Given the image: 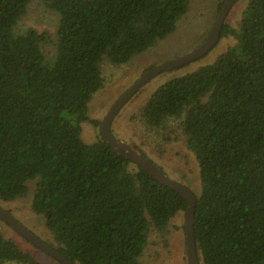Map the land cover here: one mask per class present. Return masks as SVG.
Segmentation results:
<instances>
[{
  "label": "trees",
  "instance_id": "16d2710c",
  "mask_svg": "<svg viewBox=\"0 0 264 264\" xmlns=\"http://www.w3.org/2000/svg\"><path fill=\"white\" fill-rule=\"evenodd\" d=\"M32 1L0 0V204L25 197L32 181L31 210L56 245L46 244L73 264H149L150 233L187 202L101 136L84 143L81 123L103 86L101 63L155 47L190 0H40L57 17L53 36L19 30ZM228 36L235 44L212 63L152 92L140 120L154 133L175 126L195 156L199 264H264V0H248L237 30L224 22L219 40ZM0 264L41 263L0 232Z\"/></svg>",
  "mask_w": 264,
  "mask_h": 264
},
{
  "label": "rangeland",
  "instance_id": "374dc122",
  "mask_svg": "<svg viewBox=\"0 0 264 264\" xmlns=\"http://www.w3.org/2000/svg\"><path fill=\"white\" fill-rule=\"evenodd\" d=\"M220 0H190L188 13L178 22L173 34L160 41L149 51L135 56L128 64L114 66L107 60L101 63L102 88L93 95L88 104L87 121L81 123V140L92 144L100 137V126L113 103L140 79L147 71L168 61L179 58L196 48L208 35L219 13ZM248 0H237L229 9L225 24L237 30L241 14ZM57 17L44 7L40 0H33L26 15L19 23V30L33 28L37 32L47 31L53 36ZM50 36V37H51ZM235 44L232 36L221 38L201 59L180 68L162 72L142 86L120 109L111 123L113 135L138 147L172 180L187 187L194 195L200 190L199 169L193 153L187 148L186 138L173 126L168 131L154 133L144 129L140 120V109L152 92L167 80L192 72L200 66L212 63L229 46ZM44 51L48 57L54 45L47 43ZM25 197L13 202L1 203L17 221L45 243L56 245L46 229L44 220L31 210L34 183L28 184ZM185 213L179 212L163 233L152 231L143 255L149 264H188L185 244ZM0 232L12 239L22 251L32 253L41 264H59L32 244L26 242L16 231L0 220Z\"/></svg>",
  "mask_w": 264,
  "mask_h": 264
},
{
  "label": "water",
  "instance_id": "95a60500",
  "mask_svg": "<svg viewBox=\"0 0 264 264\" xmlns=\"http://www.w3.org/2000/svg\"><path fill=\"white\" fill-rule=\"evenodd\" d=\"M236 1L237 0L224 1V4L221 7L208 35L196 48L192 49L187 54L179 58L168 61L155 67L154 69L147 71L140 79L130 86V88L127 89L113 103L100 126V136L102 140L107 143V145L118 157L129 160L133 164L141 167L142 170L145 171L156 182L178 193L187 202L188 207L185 212V244L188 264H199L193 237V214L196 203L195 195L187 187L169 178L158 166L143 156L135 146L116 138L111 132V123L125 103L151 79L162 72L180 68L204 57L218 43L225 17L229 9ZM0 220H2L6 225L10 226L22 238L36 246L40 251L52 257L54 260L61 264H73L64 255L51 248L48 244L34 235L2 207H0Z\"/></svg>",
  "mask_w": 264,
  "mask_h": 264
}]
</instances>
